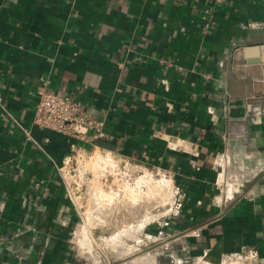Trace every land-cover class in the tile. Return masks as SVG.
Returning a JSON list of instances; mask_svg holds the SVG:
<instances>
[{"label": "crops", "instance_id": "crops-1", "mask_svg": "<svg viewBox=\"0 0 264 264\" xmlns=\"http://www.w3.org/2000/svg\"><path fill=\"white\" fill-rule=\"evenodd\" d=\"M257 22L264 0H0V264H83L57 168L97 144L173 174L184 202L164 230L185 256L264 260ZM43 89L79 99L107 136L36 125Z\"/></svg>", "mask_w": 264, "mask_h": 264}, {"label": "rangeland", "instance_id": "rangeland-1", "mask_svg": "<svg viewBox=\"0 0 264 264\" xmlns=\"http://www.w3.org/2000/svg\"><path fill=\"white\" fill-rule=\"evenodd\" d=\"M97 154L98 152L96 155ZM96 155L92 158H90L89 155L85 160H81V162L75 159L70 166V169H78L86 172L85 176L87 178L86 185H79L78 176L80 173L78 171L76 175H71L70 177L71 187L76 189L77 194L80 195L77 199L83 220L76 235H74V242L77 245V251H80L83 264H213L203 257H187L182 253L180 246L178 249H175V245L168 243L167 239L169 236L166 234L168 231L164 229L171 223L169 222L170 220L168 223H165L170 217L168 211L173 201L169 193L171 184L169 185L164 182V180L160 181L159 176L154 175L150 177L149 172L152 170V166L146 165L145 167L142 163H140L141 165H136L135 163L139 162H135L133 164L131 163L129 168L128 166L127 168L123 166L121 167V171L115 170L114 172L115 174L124 175L129 178L131 185H134V182H137L138 179L142 177V179H152H150V182L152 181L150 183L151 186L147 185L142 187L144 191L149 188H156L153 194V197L156 199L145 200L144 205L148 203V210L150 209L149 211L146 210V213L147 215L149 212L152 214L148 215L149 218L146 219L147 222L145 220L143 223H140V225L139 222L136 221L140 220L143 214L142 211H140L141 216H139V213L137 214L139 216L138 219L136 214H134L135 216L133 214L131 216L126 211L121 210L123 209L122 207H118V210L109 215V222L106 225L93 226L91 220L98 219L99 215L93 213V209H95L92 200L94 191L91 190V186L94 185L97 188H101L105 193L109 192V183L104 184L98 182L99 186H97L94 180H98L99 177H103L104 175L106 176V173L111 170L109 166H106L103 162H99L100 160ZM102 179V181H104V178ZM115 201H117V199ZM106 202L107 201H104V203ZM113 204L115 203H112V205ZM127 215L130 217H127ZM127 218L129 221H127ZM126 222H128V224ZM80 239H82L83 243L80 242ZM179 244L181 245V243ZM216 264L229 263L221 261V263Z\"/></svg>", "mask_w": 264, "mask_h": 264}, {"label": "built area", "instance_id": "built-area-1", "mask_svg": "<svg viewBox=\"0 0 264 264\" xmlns=\"http://www.w3.org/2000/svg\"><path fill=\"white\" fill-rule=\"evenodd\" d=\"M226 1L227 0H214L216 5H221ZM253 25L258 28L262 26L264 27V23L259 22L254 23ZM256 112L259 116V121L264 119V106L258 108ZM33 121L36 125L42 128L53 130L63 135L76 137L81 140L90 141L93 142V144L98 139L105 138L107 136L105 121L96 112L93 110L83 109L81 101L72 95L60 94L50 89H43L39 91L36 112ZM26 134L28 137H30L28 132ZM97 152L98 154L96 155ZM89 155L90 158L96 155L100 162H103L106 166L110 167L111 170L106 173V176L104 175L103 177H99L98 180L94 181H96V185H98V182H102L104 184L109 183L110 190L106 193L113 194L116 197L127 194L126 188L131 185V182L129 181V178L125 177L124 175L115 174V170L121 171V167L123 166L124 168H127V166L129 168V165L135 162H139L135 163L136 165H141L140 163L144 164L143 162L133 160L129 157L118 155L112 150L100 148L98 144L95 145V148L90 151H85L77 147V149L74 150L73 154L64 163V165L58 167L57 170L65 184L67 194L69 195L71 201L78 207L79 205L77 198H79L80 195L77 194L76 189L71 187L70 177L71 175H76V172L78 171L80 173L78 176L79 185H86V172L80 171L78 169H70V166L73 160L76 159L81 162V160H85V158ZM144 166L146 167V164H144ZM149 174L150 177H153L154 175L159 176L160 181L166 180V183L169 185L171 184L169 193L173 201L172 206L168 211L170 217L165 221V223H168L169 220L178 215L183 207L184 196L182 189L176 183L173 174L169 171L163 169L161 170L152 166V170L149 172ZM102 178H104V181H102ZM134 183L137 184V182ZM135 184L131 186H135ZM234 186L235 185L232 184V187ZM93 187L94 185L91 186L92 190ZM142 187H145V184H143ZM98 189L102 191L101 188ZM120 191H122L123 194H120ZM223 261L226 263L228 262L229 264H264V260L260 256L258 250L254 247H244L239 252L230 253L224 257Z\"/></svg>", "mask_w": 264, "mask_h": 264}, {"label": "bare ground", "instance_id": "bare-ground-1", "mask_svg": "<svg viewBox=\"0 0 264 264\" xmlns=\"http://www.w3.org/2000/svg\"><path fill=\"white\" fill-rule=\"evenodd\" d=\"M100 162V161H99ZM99 168V167H98ZM101 169V168H100ZM98 169V170H100ZM100 172V171H98ZM98 175V174H97ZM146 176V175H145ZM143 178V177H142ZM142 178H139V180L137 181V184H135V186H128L126 189V192L127 194H123L122 191H120V194H123V195H120L118 197H121V198H117L116 196H114L113 194H108V193H105L103 191H100L98 188H96L94 186V189H93V195H92V200H93V205L95 207V209H93V213L94 214H98V219H92V224L93 226H103V225H106L109 221H108V217L110 214H112L114 211L118 210V207H122L123 209L121 210H124L126 211L129 215L132 216V214H138L139 213V216H141L140 214V211H142V216L140 217V220H136L140 223H143L146 219H148V215L151 214L149 212V214L147 215L146 213V210H148L149 208V205H147L148 203H146L147 205V208L145 209L146 205L145 204V200L147 199H156L154 198L153 194H154V191L155 189L154 188H149L147 189L146 191H144L142 189V186L143 184H145V186L147 185H150L151 186V182H150V179H142ZM152 180V179H151ZM165 182V180H164ZM153 184V183H152ZM157 184V183H156ZM99 186V185H97ZM167 189V188H166ZM92 190V189H91ZM103 190V189H102ZM125 193V192H124ZM144 193V194H143ZM148 193V194H146ZM127 195V196H126ZM157 196V195H156ZM155 196V197H156ZM158 197V196H157ZM117 199V201H115ZM144 199V200H143ZM158 199V198H157ZM162 200V199H161ZM104 201H107L106 203H104ZM147 202V201H146ZM150 202V201H149ZM159 202V201H158ZM112 203H115L112 205ZM105 204V206H104ZM151 206V205H150ZM153 207V206H152ZM119 209V210H120ZM91 210V209H90ZM145 210V211H144ZM150 210V209H149ZM148 210V211H149ZM145 214H144V212ZM130 212V213H129ZM129 215H127V217H130ZM152 215V214H151ZM135 216V215H134ZM139 216L137 215L138 219H139ZM99 217H102V218H99ZM137 219V218H135ZM134 219V220H135ZM110 220V219H109ZM127 221L128 218H127ZM123 222V221H122ZM147 222V220H146ZM128 224V222H126ZM123 224V223H122ZM126 224V225H127ZM141 225V224H140ZM138 225V226H140ZM93 228V227H92ZM94 229V228H93ZM118 229V228H117ZM120 230V229H119Z\"/></svg>", "mask_w": 264, "mask_h": 264}, {"label": "water", "instance_id": "water-1", "mask_svg": "<svg viewBox=\"0 0 264 264\" xmlns=\"http://www.w3.org/2000/svg\"><path fill=\"white\" fill-rule=\"evenodd\" d=\"M254 84H255L254 94L256 96H264V90L261 89L260 81H258V79H257V80L254 81Z\"/></svg>", "mask_w": 264, "mask_h": 264}]
</instances>
